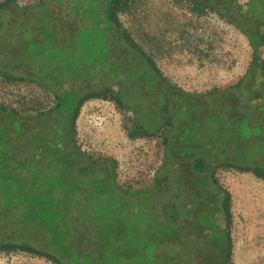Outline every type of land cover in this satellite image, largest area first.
<instances>
[{
    "label": "flooded vegetation",
    "instance_id": "flooded-vegetation-1",
    "mask_svg": "<svg viewBox=\"0 0 264 264\" xmlns=\"http://www.w3.org/2000/svg\"><path fill=\"white\" fill-rule=\"evenodd\" d=\"M70 1L63 3L72 5ZM207 2L219 6L237 25L251 47V59L233 85L206 96L187 93L146 60L128 59L119 45L114 47L103 35L81 43L87 49L96 44L102 58L86 56L74 70L49 73L43 56L34 58L32 72L16 65L0 68L7 79L31 82L39 92L33 114L5 109L0 117L6 159L12 152L20 167L34 171V186L55 189L52 203L63 204L72 223L99 225L87 230L94 232L90 234L97 240L100 260H81L70 253L59 258L63 264H225L229 259L230 197L217 172L250 173L264 180L256 174L264 175V0ZM12 4V0L0 1L1 51L15 53L26 32L37 33L45 26L60 34L50 42L51 48L73 49L71 39L61 36L76 28L74 20L64 19L67 14L47 26L28 11L33 19L15 18L26 8L16 14ZM5 54L0 52V60L6 59ZM18 76L28 79L16 80ZM103 99L111 100L122 113L130 137L156 138L160 143L162 159L155 184L116 181L114 161L98 162L77 144L75 123L82 104ZM14 223L9 227L0 209V252L23 251L57 264L55 257L46 254L9 249L6 236L23 232ZM38 226L29 227L37 236ZM142 231L143 255L130 238ZM43 241L29 239L27 245L58 252V244Z\"/></svg>",
    "mask_w": 264,
    "mask_h": 264
},
{
    "label": "rangeland",
    "instance_id": "rangeland-1",
    "mask_svg": "<svg viewBox=\"0 0 264 264\" xmlns=\"http://www.w3.org/2000/svg\"><path fill=\"white\" fill-rule=\"evenodd\" d=\"M20 1L23 4L12 0L16 14L21 8L42 5L41 0ZM117 15L121 29L153 58L172 84L187 93L226 89L242 77L250 63L251 47L240 29L215 10L190 0H122ZM38 95L31 82L11 81L0 72V108L33 114ZM75 138L92 159L114 161L116 181L139 186L156 183L160 143L156 138L130 137L124 116L111 100L82 104ZM217 176L230 197L231 244L225 264H264V180L237 171H218ZM0 264L55 263L9 251L0 252Z\"/></svg>",
    "mask_w": 264,
    "mask_h": 264
},
{
    "label": "trees",
    "instance_id": "trees-1",
    "mask_svg": "<svg viewBox=\"0 0 264 264\" xmlns=\"http://www.w3.org/2000/svg\"><path fill=\"white\" fill-rule=\"evenodd\" d=\"M94 1L72 0L70 1L72 5L65 6L63 0H44L42 5L27 10L25 9L26 13L24 12L21 16L15 18H21L23 21L33 19L31 15H27L29 14L27 13L28 11L35 17L34 20L36 19L37 22L41 20L43 24L47 23V26L49 22L57 24L58 20H61L63 15L67 14L69 18L64 19L74 20V26H76V28L68 32L65 31L61 36L71 39V43H74L75 46L71 50H62L60 47L51 48L49 46L50 42H56L57 36L60 34H57V32L49 28V26H45L37 33L31 31L26 32L25 36L27 37L20 43L18 42L20 46L15 53H7L0 50V52L4 54L7 53L5 54L6 59L0 60V68H9L16 65L18 70L23 68L24 72H32L34 58L43 56L45 59H43L42 62L48 67L47 71L49 73L54 72L56 69H62L64 72H66V68H68V70H74L86 56L93 55L96 57V60L102 58L100 54L98 55L97 51L99 49L96 44H93L92 48L89 49L83 48L81 45L86 39L88 40L93 36L102 35L110 38L114 47L119 45L120 50L128 59L135 61L146 60L150 67L156 68L157 65L153 58L137 45L127 31L121 29L117 13L121 9L122 0H103L100 5H98V2L93 4ZM192 2L215 10L219 15L237 27L227 16L228 14L225 15V11L221 10L219 6L214 5V3H208L207 0H195ZM86 24H89V26H86ZM100 25L104 27L103 30H99ZM104 57L106 58L107 54H105ZM54 59L57 60L56 63H53ZM53 75L55 77L57 74L55 73ZM13 78L14 77L8 76L9 80H13ZM59 78H62V76L59 75ZM17 79L25 80L28 79V77L18 76L16 77V80ZM209 94L210 93L198 95L206 96ZM89 95L92 94L89 93L85 96L87 97ZM4 111L5 108H0V117ZM3 151L0 126V209H3L5 216L7 215L10 224L9 227L13 225L12 223L16 222L18 224H14L17 226L19 225V228H23V232L16 237L6 236L9 239L7 241L8 248L13 249L16 247L34 254H46L55 257L57 264H63L59 258L70 253H75L81 260L92 259L94 261L96 259L95 262L100 260V257L96 255L95 251L97 240L90 234H94V232H89L87 230V228H97L99 225L88 224L86 221L72 223L73 221L69 219L70 217L66 213V207L61 203H52L53 197L56 196L55 189L53 192V188L39 187L38 185L34 186V171L22 166L20 167L18 156L12 155V152H9L11 155L7 160V155H5ZM256 174L257 176H264L261 173ZM122 221L125 223V220L122 219ZM36 223L39 224L40 227H38L41 230L38 236L34 234L35 230L33 228H29L33 227ZM136 225L137 223H135V226ZM138 227L141 228L142 226L139 225ZM11 238L12 240H10ZM42 238L46 240L47 243L51 241V244H58L59 247H56L59 249L58 252L53 254L50 253V251H43L41 249L36 250L27 245L29 239L40 240L41 243H43L44 241ZM130 238L131 242L136 244L138 254H142V244L145 242V233L142 231L139 235H130ZM229 254L230 248H228L227 255ZM95 255L97 258H91L95 257ZM87 264L96 263L92 262Z\"/></svg>",
    "mask_w": 264,
    "mask_h": 264
},
{
    "label": "built area",
    "instance_id": "built-area-1",
    "mask_svg": "<svg viewBox=\"0 0 264 264\" xmlns=\"http://www.w3.org/2000/svg\"><path fill=\"white\" fill-rule=\"evenodd\" d=\"M17 2L21 5V4H23V1L21 2L20 0H17Z\"/></svg>",
    "mask_w": 264,
    "mask_h": 264
}]
</instances>
